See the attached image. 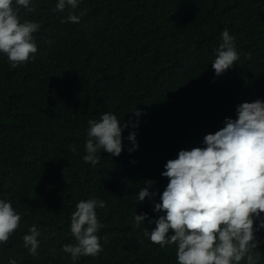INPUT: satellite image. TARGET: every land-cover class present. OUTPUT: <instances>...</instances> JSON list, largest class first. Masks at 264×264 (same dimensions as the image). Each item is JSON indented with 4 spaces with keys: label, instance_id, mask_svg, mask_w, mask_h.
Listing matches in <instances>:
<instances>
[{
    "label": "trees",
    "instance_id": "obj_1",
    "mask_svg": "<svg viewBox=\"0 0 264 264\" xmlns=\"http://www.w3.org/2000/svg\"><path fill=\"white\" fill-rule=\"evenodd\" d=\"M57 2L18 9L21 22L41 25L34 60L13 69L0 53V199L21 217L0 244V264H178L176 245L144 236L164 214L153 210L168 183L161 174L180 150L204 147L242 102L264 101V0H79L53 11ZM70 11L79 23H61ZM225 28L239 59L217 76L211 63ZM105 112L130 123L121 155L102 151L93 166L83 159L87 122ZM148 180L157 195L140 202ZM90 198L106 202L96 209L103 251L74 261L61 249L75 243L71 215ZM136 214H147L138 228ZM32 225L35 256L23 245ZM255 235L264 264V229Z\"/></svg>",
    "mask_w": 264,
    "mask_h": 264
},
{
    "label": "clouds",
    "instance_id": "obj_2",
    "mask_svg": "<svg viewBox=\"0 0 264 264\" xmlns=\"http://www.w3.org/2000/svg\"><path fill=\"white\" fill-rule=\"evenodd\" d=\"M79 0H58L53 11L76 9ZM0 0V53L7 56L11 68L35 59L38 51L33 34L40 23L25 19L21 22L18 9L32 13V0ZM84 13L82 12L81 15ZM80 16L69 12L61 23H79ZM235 37L227 28L221 32L219 47L215 49L212 67L217 76L230 69L239 59ZM136 117L138 110L132 111ZM88 139L83 159L93 166L99 163L102 151L110 156L121 155L122 133L129 123H121L111 112L101 115L99 121L88 120ZM138 121L131 126H138ZM128 139L138 148L135 132ZM204 147L180 150L175 159H169L162 172L168 183L160 194L154 211L164 213L155 221V227L144 236L161 248L176 245L178 264H258L259 243L255 233L264 229V101L242 102L236 109V118H226L224 127L203 138ZM75 152L76 147L72 146ZM99 153V154H98ZM138 193V201L152 199L153 181H145ZM106 202L98 198L81 200L71 215L70 230L75 243L61 249L72 260L81 256H97L103 251L98 231L103 227L96 209ZM147 214H136L133 227L144 224ZM20 215L11 202L0 199V244L20 226ZM259 221L254 226V222ZM173 234H169V232ZM40 232L35 225L23 236V245L35 256ZM8 264H16L10 259Z\"/></svg>",
    "mask_w": 264,
    "mask_h": 264
}]
</instances>
